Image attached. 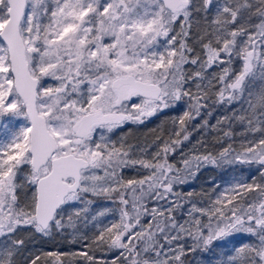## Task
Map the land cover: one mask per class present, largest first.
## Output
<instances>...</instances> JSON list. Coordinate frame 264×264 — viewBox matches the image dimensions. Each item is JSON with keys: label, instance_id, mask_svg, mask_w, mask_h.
Returning a JSON list of instances; mask_svg holds the SVG:
<instances>
[{"label": "snow or ice", "instance_id": "1", "mask_svg": "<svg viewBox=\"0 0 264 264\" xmlns=\"http://www.w3.org/2000/svg\"><path fill=\"white\" fill-rule=\"evenodd\" d=\"M200 14L196 53L188 41ZM189 64L197 70L186 71ZM220 65L228 66L213 74L214 85L206 72ZM47 80L54 83L46 86ZM205 80L219 86L222 104L246 100V115L225 119L246 121L247 131L260 138L246 139L239 151L229 145L216 158L194 155L176 169L167 156L189 139L187 124L205 107ZM185 102L187 110L173 120L178 127L151 161L134 159L138 146L123 138L117 146L108 135ZM201 162L264 169V0H0V264H16L25 244L16 238L22 227L44 235L75 230L73 217L86 209L65 221L66 206L113 193L119 222L94 242L120 254L109 262L81 253L88 264H186L183 233L194 240L188 251L211 255L247 234L256 242L233 245V254L218 264H264V183L255 178L237 181L208 208L193 204L187 228L172 215L183 207L168 199L176 195L174 184L185 182L181 171L193 175ZM136 166L150 174L119 176ZM145 199L168 206L149 210ZM142 216L151 217L147 227Z\"/></svg>", "mask_w": 264, "mask_h": 264}, {"label": "trees", "instance_id": "2", "mask_svg": "<svg viewBox=\"0 0 264 264\" xmlns=\"http://www.w3.org/2000/svg\"><path fill=\"white\" fill-rule=\"evenodd\" d=\"M194 20L199 21V29L196 24L193 25L191 37L188 41L189 45L194 47L196 53H201L200 45L196 42L199 31L203 30L204 20L203 14L194 16ZM255 22H258L255 21ZM179 30V25L176 26ZM228 65L213 66L208 69L206 76L212 80L215 85L216 81L213 79V74L221 73L223 67ZM233 67L238 68L239 63L233 62ZM185 70L189 73L197 70V66L186 65ZM204 90L207 92V99L202 101L205 104L201 115L196 116L187 124V131L189 133V139L183 141V143L176 149L175 152H170L167 156L169 164L173 165L176 169H183V160L190 157L205 156L211 154L216 158L219 153L231 145L235 151L240 150V146L245 140H251L253 138L259 139L260 134L257 133L255 137L247 131L246 121L241 122L237 120H226V117H231L233 112L237 115H246L242 109H247L248 105L245 101L234 102L231 105L222 104L218 102L216 93L219 91V86L209 87L208 80L201 82ZM189 89L192 92H196L195 84H189ZM261 87L259 82H256V87L252 90L255 92ZM187 110V102L171 109H165L158 112L156 115L147 118L143 123H133L131 126L123 129L116 135L117 138H123V141L127 145L138 146L134 149L136 155L134 159L153 160V154L156 153L164 140L170 138V134L174 131V128L178 127L173 124L174 118H178L183 114V111ZM195 115V114H193ZM207 121V126L201 125ZM218 121H222L218 123ZM228 132L231 135L225 136ZM161 138V139H158ZM140 149H143V155L140 154ZM258 165H244L235 166L229 164H212L201 162L198 167L194 166L193 175L181 171V177L185 182L177 183L173 186V192L175 196H170L169 200H176L178 204L183 205L172 215L176 218L179 224H184L185 227H189L190 217L188 216V210L193 204L198 208H208L211 203L216 200L217 196L224 193L225 189L235 187L230 183L242 181L244 183H252L255 178L257 183H264L261 179V171L258 170ZM150 174L149 170L143 169L139 166L125 168L122 172H119V176L127 181L128 179H142ZM234 178L237 179L234 181ZM240 178V180H238ZM139 193H137L138 195ZM227 195H232L228 192ZM252 194H249L251 198ZM126 198L131 199V193L126 194ZM87 200L92 201L91 204L85 205L77 202L75 208L67 209L63 213L65 221L70 213L76 210L86 209V212H82L79 219L75 216L73 220L75 222V230L72 227H67L66 230L58 231L56 237L52 239L35 238L30 242L25 241L24 248L21 250V254L16 257V264H30V261L36 257H39L37 264H88L81 253L88 252L89 255H94L99 261L101 259L111 262L113 259L119 256V250H109L107 246L97 248L95 244V237L100 234V231L105 227H109L113 222H119L120 214L119 210L121 205L118 202V195L113 193L108 196H92L88 195ZM115 201V202H114ZM142 203L146 204L150 210L153 207H160L161 205L168 206L167 202L161 200L159 202L152 199H145ZM104 213V215H100ZM95 217V219H93ZM202 222L207 223L206 216L199 217ZM150 216H142L141 223L147 227ZM73 232H78L77 236H74L68 241L69 236L74 235ZM254 237H249L247 234H240L236 239L231 240L225 246H217L215 248V255L205 254L200 251L190 252L188 251L194 246V240L187 235L182 234L180 244L185 246V251L188 252L185 257L186 264H218L222 259H227L228 256L233 254V245L239 246L242 244L255 243ZM175 247V245H174ZM55 255H50V254ZM127 255V253H125ZM223 254V255H221ZM58 257V259H57ZM119 264H124L120 261Z\"/></svg>", "mask_w": 264, "mask_h": 264}, {"label": "rangeland", "instance_id": "3", "mask_svg": "<svg viewBox=\"0 0 264 264\" xmlns=\"http://www.w3.org/2000/svg\"><path fill=\"white\" fill-rule=\"evenodd\" d=\"M53 83H54L53 81H51V80H47V81H46V86H47L48 84H53ZM131 124H133V122L128 121V122H126L125 124L121 125L120 127L114 129V130L112 131V133H109V134H108V135L110 136V139H111L112 141L117 142V146H119V143H120V141H121V138L119 137V138L116 139V135H118L119 132H122L124 128L131 126ZM236 180H237V179L234 178V181H236ZM238 180H240V178H239ZM236 183H237V182H233V183H230V185L233 186V185H236ZM76 204H77V202H75V203H73V204H71V205H69V206H66L65 211H66L67 209L75 208V205H76ZM65 211H64V213H65ZM58 231H61V230L56 229V228H53V229L51 230V232H50L48 235H44V234H42V233L36 232L32 227H30V226H26V227H22V228L18 231V233H17V237H16V238L23 239L24 241H27V242H30V241L33 239L32 237H35V238H37V237H38V238H45V239H52V238L56 237L55 235L58 233ZM76 233L78 234V232H73L74 235L69 236L68 241L71 240L74 236H77ZM72 240H73V239H72Z\"/></svg>", "mask_w": 264, "mask_h": 264}]
</instances>
